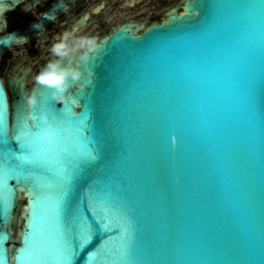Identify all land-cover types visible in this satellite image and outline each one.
Segmentation results:
<instances>
[{
    "label": "water",
    "instance_id": "1",
    "mask_svg": "<svg viewBox=\"0 0 264 264\" xmlns=\"http://www.w3.org/2000/svg\"><path fill=\"white\" fill-rule=\"evenodd\" d=\"M101 41L75 103L0 78V264H264V0Z\"/></svg>",
    "mask_w": 264,
    "mask_h": 264
},
{
    "label": "flooded vegetation",
    "instance_id": "2",
    "mask_svg": "<svg viewBox=\"0 0 264 264\" xmlns=\"http://www.w3.org/2000/svg\"><path fill=\"white\" fill-rule=\"evenodd\" d=\"M186 0H0V38L14 30L0 49V78L8 100L23 84L29 90L52 58V44L65 32L100 40L120 26L138 34L180 12Z\"/></svg>",
    "mask_w": 264,
    "mask_h": 264
},
{
    "label": "clouds",
    "instance_id": "3",
    "mask_svg": "<svg viewBox=\"0 0 264 264\" xmlns=\"http://www.w3.org/2000/svg\"><path fill=\"white\" fill-rule=\"evenodd\" d=\"M104 42L91 34H77L76 30L65 31L51 46L52 58L35 77L38 86L47 89L54 104L75 103L72 88L85 80L82 69L95 65L101 58ZM92 81L88 80V84ZM27 109L38 108L36 94L23 97Z\"/></svg>",
    "mask_w": 264,
    "mask_h": 264
},
{
    "label": "rangeland",
    "instance_id": "4",
    "mask_svg": "<svg viewBox=\"0 0 264 264\" xmlns=\"http://www.w3.org/2000/svg\"><path fill=\"white\" fill-rule=\"evenodd\" d=\"M23 200H24V198L20 195V198L18 200L17 213H16V216L14 218V221L10 225L12 228V231H13V240L16 239V233H17L18 228H19V222H20L19 211H20L21 205L23 204ZM11 244L14 245L13 243H11Z\"/></svg>",
    "mask_w": 264,
    "mask_h": 264
},
{
    "label": "snow or ice",
    "instance_id": "5",
    "mask_svg": "<svg viewBox=\"0 0 264 264\" xmlns=\"http://www.w3.org/2000/svg\"><path fill=\"white\" fill-rule=\"evenodd\" d=\"M89 235L90 233L87 231V227L82 229V237L84 242H87Z\"/></svg>",
    "mask_w": 264,
    "mask_h": 264
}]
</instances>
